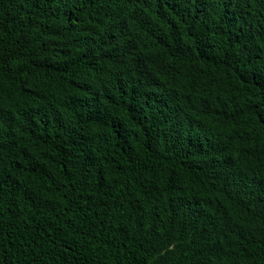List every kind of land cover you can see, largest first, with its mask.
Segmentation results:
<instances>
[{
	"label": "trees",
	"instance_id": "obj_1",
	"mask_svg": "<svg viewBox=\"0 0 264 264\" xmlns=\"http://www.w3.org/2000/svg\"><path fill=\"white\" fill-rule=\"evenodd\" d=\"M0 264H264V0H0Z\"/></svg>",
	"mask_w": 264,
	"mask_h": 264
}]
</instances>
